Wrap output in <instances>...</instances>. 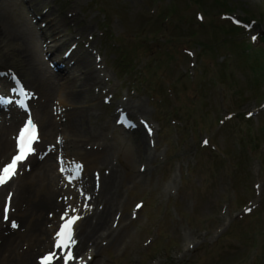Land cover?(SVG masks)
I'll return each instance as SVG.
<instances>
[{
    "label": "rangeland",
    "instance_id": "374dc122",
    "mask_svg": "<svg viewBox=\"0 0 264 264\" xmlns=\"http://www.w3.org/2000/svg\"><path fill=\"white\" fill-rule=\"evenodd\" d=\"M26 1L0 7V62L12 74L29 86L14 38L48 12L68 40L61 51L89 45L98 55L90 69L105 77L108 103L97 100L90 119L117 170L120 232L88 264H264V0ZM122 102L146 109L131 119L150 132L147 163L130 161L135 134L107 121Z\"/></svg>",
    "mask_w": 264,
    "mask_h": 264
},
{
    "label": "bare ground",
    "instance_id": "6f19581e",
    "mask_svg": "<svg viewBox=\"0 0 264 264\" xmlns=\"http://www.w3.org/2000/svg\"><path fill=\"white\" fill-rule=\"evenodd\" d=\"M22 1L28 3L26 0H0V7L17 5L22 8ZM26 11L27 18L30 19L28 8ZM46 14L31 18V24L25 23L27 31L14 38L19 42L16 55L21 56L24 65L20 74L29 78L28 83L32 87V94L29 96L35 101L33 106L28 101V107L31 111L34 108L31 114L39 123L44 143L37 156L23 165L16 185L9 188L8 184L0 186V203L3 198L6 199L4 196H11L8 221L4 219L3 208L0 206V264H31L33 255L38 250H50V247L54 250L50 238L54 240L55 231L50 230L57 224L56 216L59 217L61 210L69 209V206L75 208V214L80 217L74 224L77 244L72 249L75 259L70 264L90 263L91 257L102 249L104 243L116 241L120 232L117 226L119 219L116 220L121 202L118 186L116 188L117 170L112 161L108 160V143L102 136V126L98 130L90 119L95 105H99L100 100L104 102L100 97L104 89L101 79L105 77H98L99 67L90 69L98 61V55L93 53L89 45L84 47L82 53H73L71 46L68 47V54L62 52L61 49L68 45V40L61 35L51 13ZM39 21H42V27L38 26ZM61 21L64 23L65 19ZM5 27V21L0 15V32ZM32 27L39 33L38 48L29 39L28 32ZM86 29L88 26H83L80 31ZM48 54L53 57L48 58ZM42 55L47 57L41 59ZM89 56L93 59H89ZM42 60L44 63L46 60L54 62L56 72ZM6 62L5 59L2 60L0 67L5 74L12 75L13 71L7 68ZM2 78L4 82L0 84L5 88L6 77ZM117 108L122 109L120 113H125L138 122L143 121L147 115L141 104L122 102ZM23 112L27 111L23 108L13 110L9 104L0 101V162L6 159L10 161L9 158L13 156V149L17 145L18 120L29 115H23ZM120 113L113 112L107 119L108 123H115ZM86 119L87 123H91L88 129L84 128ZM123 121L124 117L119 125ZM121 128L122 133L135 134L132 141L128 142L132 148L130 161L147 163L150 158L147 149L150 145V132L138 125L136 128ZM55 130L61 135L62 154H72L84 162L85 168L79 183L72 181L65 186L61 180L58 166L52 160L53 152L57 150L56 145L47 142ZM85 137L92 140L85 141ZM101 171L105 172L100 177L98 174ZM80 192H83L81 198ZM86 195L90 196L87 201L84 200ZM6 201L8 202L7 199ZM58 219L61 220V217ZM13 220L18 227H11Z\"/></svg>",
    "mask_w": 264,
    "mask_h": 264
},
{
    "label": "snow or ice",
    "instance_id": "6c2138e0",
    "mask_svg": "<svg viewBox=\"0 0 264 264\" xmlns=\"http://www.w3.org/2000/svg\"><path fill=\"white\" fill-rule=\"evenodd\" d=\"M237 23H239V21H237ZM253 38L255 39V37ZM13 79L16 80L17 84L19 85V81L15 76H13ZM13 91H20L23 93L24 89L23 87H18L16 89H13ZM249 115H251V113H249ZM37 139L38 134L36 125L31 121V119H29L21 128L17 137L16 154L12 156L9 163L0 168V186L5 185L17 174L18 165L25 161L27 157L34 152V143ZM204 143H207V141H204ZM80 168V165L76 166L74 174L72 177H70V179L74 178L75 176H79ZM10 199L11 196H9V200L5 203L3 208L4 219L6 221L9 220ZM140 207V204L136 205L137 209H139ZM69 210H71V212L73 213L72 215H69ZM248 211H250V209H248ZM75 213L76 209L71 208V206H69V209L65 210L61 217L62 223L60 224L59 229L56 231L54 236V250L41 256L39 258V264H53V262L55 260H58L61 256L63 258V264H70V262L75 259L72 251V249L77 244V240L75 239L74 234V224L80 219V217ZM11 227H18L14 220L11 221ZM56 250H59V252H57Z\"/></svg>",
    "mask_w": 264,
    "mask_h": 264
},
{
    "label": "trees",
    "instance_id": "16d2710c",
    "mask_svg": "<svg viewBox=\"0 0 264 264\" xmlns=\"http://www.w3.org/2000/svg\"><path fill=\"white\" fill-rule=\"evenodd\" d=\"M259 41L264 43V35L259 36Z\"/></svg>",
    "mask_w": 264,
    "mask_h": 264
}]
</instances>
